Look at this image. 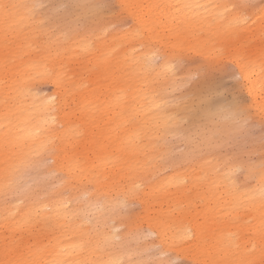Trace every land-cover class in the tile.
Wrapping results in <instances>:
<instances>
[{
    "label": "bare ground",
    "instance_id": "obj_1",
    "mask_svg": "<svg viewBox=\"0 0 264 264\" xmlns=\"http://www.w3.org/2000/svg\"><path fill=\"white\" fill-rule=\"evenodd\" d=\"M104 1H88L84 15L100 18L99 11L103 9L95 6ZM114 1L119 8L116 18L128 19L130 24L116 29L110 47L100 36L103 28L96 34L97 47L92 49L96 72L88 82L69 63L76 46L91 49L90 36L74 37L68 39L66 46L57 47L65 54L50 53L46 31L38 33L45 29L42 19H37L38 1L0 0V6H9L7 11L0 7V259L4 258L8 237L9 243H18L25 255L29 247H34L43 250V258L52 262L108 264L120 260L121 264H140L141 256L134 255L139 246L129 242L138 239L143 224L146 233L155 235L161 254L174 252V241L185 242L190 231L181 224L178 230L171 231L167 220L162 221L164 216L160 217L162 212L150 217V201L169 189L176 197L198 186L209 188L214 194L220 188L232 189L237 185V168L245 170L243 183L252 187L246 192L250 204L264 206V159L243 166L204 155L198 162L187 163L185 151L179 163H170L163 144L167 136L179 133V126L193 110L192 100L176 102L172 98L187 76L177 74V64L198 57L211 69L223 65L217 55L220 49L246 48L258 54L264 47V32L258 23L246 29H228L217 12L209 13L195 6H235L228 19L244 14L251 18V25L264 16V5L255 7L247 0ZM27 27L32 36H44L38 58L29 59L25 52L29 47ZM54 42L59 43L60 37ZM157 59L160 62L156 64ZM231 65L241 77L239 88L247 97L244 107L249 118L264 120V76L259 63L243 73L238 66ZM38 79L52 83V95L38 96L31 90ZM108 87V100L101 101L99 95L105 89L107 93ZM212 115L219 116V121L215 123ZM212 115L204 114L205 123L199 127L224 133L221 129H227L229 114L219 111ZM90 123L95 126H89ZM102 130L108 136L107 144L99 137ZM79 133L88 136L84 145L88 144L90 149L85 153L71 149ZM205 133L210 137L209 131ZM44 155L52 160L46 173L57 177L56 187L46 188L48 192L42 195L23 192L22 176ZM167 168L170 173L161 175ZM133 192L136 194L131 195ZM16 194L20 197L16 198ZM125 198L127 204H139L140 211L131 216L106 217L95 210L98 203L107 206ZM61 204L66 206V212H61L53 230L33 235L19 226L29 213L40 209L53 214ZM45 205L51 213L44 209ZM259 216L260 223L264 215ZM119 226L124 230L118 234ZM112 234L129 245L126 251L105 244V236ZM193 235L198 252L204 250L202 233L195 229ZM81 244L82 249L76 247Z\"/></svg>",
    "mask_w": 264,
    "mask_h": 264
},
{
    "label": "rangeland",
    "instance_id": "obj_2",
    "mask_svg": "<svg viewBox=\"0 0 264 264\" xmlns=\"http://www.w3.org/2000/svg\"><path fill=\"white\" fill-rule=\"evenodd\" d=\"M37 1V19H42L41 22L45 28L41 27L43 30L38 33L44 34L46 31L45 36L49 38L48 49L50 53L65 54L64 50L57 47L66 46L68 39L91 37L89 39L91 49L76 46L75 53L72 54L73 59L69 63L71 67L78 69L77 72L88 82H91L96 72L92 65L94 59L92 49L97 47L96 34L103 28L100 36L106 47H110L113 40L112 35L116 32V29L128 26L130 21L128 19L120 21L119 17L116 18L119 8H116L118 6L114 0L104 1L103 5L110 7L99 11L100 18L96 15L93 17L84 15L88 11L83 9L86 7L85 4L92 0ZM247 2L255 7L264 5V0H247ZM61 4H73L79 7L72 9L70 12H65L59 8ZM83 5L85 6L82 7ZM122 24H124V27L121 26ZM29 29L27 27L26 31ZM28 32L30 34L27 35L26 41H29L27 42L29 47L25 52L28 53L29 59L38 58L39 53H41L39 45L44 36H32L31 32ZM56 37H60L59 43L54 42ZM37 53L38 57H36ZM159 62L160 59H157L155 63ZM221 64L223 65L211 68L209 73L202 74L199 78L195 77L197 75L196 69L198 66L203 65L200 58L190 57L177 64V74L183 76L186 73L187 76H185L184 82L174 91L172 98L176 102L185 99L192 100L193 110L189 119L179 126V133L175 136H167L163 141V144L167 147L166 150H168L170 163L172 161L173 163H179L183 159L186 142L182 137L190 129L205 123L204 114L212 115L219 111L222 113V105L232 102L234 97L242 101L243 104L247 101L246 95L244 96L239 88V80L234 67L226 59H223ZM88 69L91 72L90 74ZM30 82L29 84H31ZM31 90H34L33 92L38 96H49L53 94L55 89L52 83L38 79L33 83ZM99 90L100 87L97 88V93ZM109 91L110 87H108L107 93L106 89L101 91L102 94L99 95L101 101L107 102ZM70 104L73 107V104ZM104 116L106 117V115ZM215 116L212 115L211 118L216 123L219 121V116L216 118ZM249 120V127L243 132L238 131L233 126L231 119L228 120L230 123L228 122L227 129H221L224 133L213 132L207 126H203L202 131H209L210 137L215 136L217 142L225 143L231 139L233 145H235L234 148L226 145L222 150L220 148L208 149L204 155L212 156L219 162L223 161L243 166L254 165L263 160L264 147L261 145L264 143V120L256 121L251 118ZM92 125L95 126L94 123L89 124V126ZM92 132L95 133L96 131L92 130ZM99 137L102 138L101 141L108 143V136L103 130ZM87 138L86 134H77L75 136L77 143L73 144L71 149L85 153L90 149L88 144L84 145V142L88 140ZM187 163L193 162L188 159ZM51 164L52 160L46 155L41 160L33 162L28 173L26 172L27 174L25 173L22 176H25L21 179L23 192L34 191L36 194L38 192L39 195H42V192L44 194L48 192H45L46 188L51 187L50 190L53 189L57 177L46 173ZM181 164H184V161ZM170 171L171 169L167 168L161 171V175L168 174ZM235 174L237 185L232 189L228 187L220 188L214 194L209 188L198 186L187 190L184 195L179 194L180 197L174 196L173 189H169L168 193L151 200L148 207L150 217H153L157 212H162L160 217L164 216L162 221L167 220L171 231L178 230L180 226H187L190 236L185 242L175 240L174 252L161 254V246L155 243V235L146 233V224H143L142 232L139 234L140 237L138 236V239L129 242L130 245L137 244L139 246L134 255L141 256L140 264H198V261L202 264H264V219L260 223L258 222L259 215H264V206H252L250 204V198H248L246 192L251 190L252 187L243 183L245 170L240 169ZM15 197L19 198L20 194H16ZM13 199L12 197L11 200ZM138 211H140L139 204L129 203L120 216L126 214L131 216L138 213ZM179 224L181 225L179 226ZM117 229L116 231L119 234L123 232L124 227L119 226ZM195 229L202 233L204 241L205 249L200 252H198V243L193 244ZM229 238L232 241H229Z\"/></svg>",
    "mask_w": 264,
    "mask_h": 264
},
{
    "label": "snow or ice",
    "instance_id": "obj_3",
    "mask_svg": "<svg viewBox=\"0 0 264 264\" xmlns=\"http://www.w3.org/2000/svg\"><path fill=\"white\" fill-rule=\"evenodd\" d=\"M0 7H3V9L7 11L9 6L5 4ZM77 7L79 6L73 4H61L59 6V8L65 12H70L72 9ZM95 7L104 9L109 8L110 6L96 5ZM195 7L204 8L209 13L217 12L219 18L226 21V27L228 29H246L258 23L262 32H264V16H261L258 21H252V24L250 25L249 21L251 18L244 14H238L233 16L232 19H228V17L232 16V14L235 12V6L207 4L196 5ZM221 8L223 11H218ZM137 35H139V33H137ZM217 55L221 60L229 59L232 64L238 66L241 69V73L252 68L258 62L261 68V75L264 76V47L260 49L258 54L250 52L245 48L233 50L220 49ZM210 71L211 69L208 66L201 65L198 69H196L197 75L195 78H199L202 74L206 75ZM240 78V76L237 77L238 80ZM221 111L229 114V118L231 119L233 126L238 131L243 132L248 129L250 124L249 115L242 101L234 97L232 102L222 105ZM182 138L186 142L185 151L187 152V158L192 162H198L199 159H203L206 149L220 148L222 150L226 145H230L233 148L235 147L231 139L225 143L217 142L215 136L209 137L207 133L203 132L200 127H194L193 129H190ZM261 146L264 147V143H262ZM239 170V168L235 169V171ZM135 194V192L131 193V195ZM261 196L264 197V186L261 188ZM94 207L96 212L105 215L106 217L116 216L122 214L127 208V198L107 206L101 202ZM44 209L48 210L49 213L52 211L48 209L47 205L44 206ZM62 211L66 212V206L62 204L57 206L53 214H46L44 211L37 209L29 213L20 222L19 226L27 230L30 234L41 235L46 231L54 229L55 223ZM105 226L108 227L109 225ZM95 227L98 229L99 225L97 224ZM117 231H119V229H117ZM105 244L117 245L122 251H126L129 247V245L121 237L115 234L105 236ZM76 247L82 249L83 245H77ZM42 251L43 250L35 249L34 247H29L27 249V255H25V253L21 251L18 243L13 242L10 244L8 237H5L4 258L0 259V264H89L88 261H48L41 255ZM94 264H98V262H94ZM108 264H121V262L120 260H112L109 261Z\"/></svg>",
    "mask_w": 264,
    "mask_h": 264
}]
</instances>
